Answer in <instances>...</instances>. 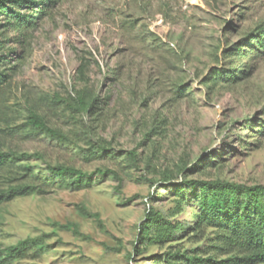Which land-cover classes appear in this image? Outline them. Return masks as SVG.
I'll return each mask as SVG.
<instances>
[{
  "label": "rangeland",
  "instance_id": "rangeland-1",
  "mask_svg": "<svg viewBox=\"0 0 264 264\" xmlns=\"http://www.w3.org/2000/svg\"><path fill=\"white\" fill-rule=\"evenodd\" d=\"M6 5L0 152L30 159L0 168V189L29 181L20 166L47 187L0 204V249L56 232L38 259L18 264H163L167 253L214 246L228 215H255L251 205L241 210L230 196L227 204L186 183L264 188V0ZM84 87L98 98L87 115L72 108ZM34 118L65 139L34 128ZM49 166L91 178L77 186ZM257 203L264 209V195ZM150 210L182 228L172 241H139ZM204 215L210 221L199 235L193 230ZM53 223L76 226L86 239Z\"/></svg>",
  "mask_w": 264,
  "mask_h": 264
},
{
  "label": "trees",
  "instance_id": "trees-1",
  "mask_svg": "<svg viewBox=\"0 0 264 264\" xmlns=\"http://www.w3.org/2000/svg\"><path fill=\"white\" fill-rule=\"evenodd\" d=\"M50 3L52 0H46ZM32 4L34 0H0V10L7 7L6 3ZM10 9V8H9ZM24 18V16L22 17ZM29 19L28 18H24ZM260 33L264 34V30ZM253 36L252 39H257ZM254 41V40H253ZM259 45L256 40L253 42ZM3 48V42L0 36V51ZM85 63H81L78 67V74L80 78H84ZM7 75L0 72V88L5 83ZM98 105V98L92 87H84L75 91V97L72 102V108L79 114H91ZM32 125L36 129L44 130L51 138L57 140H64V136L49 127H47L41 120L32 119ZM133 156V153H129ZM30 159L27 154H18L15 152H0V168L7 165H17ZM22 178L30 177L26 183L18 184L7 189H0V204L9 202L13 199L32 196L46 193L47 182L38 178L34 173H31L23 166H20ZM47 170L52 175H67L75 177L77 186L82 182H89L91 174H86L73 167L67 166H49ZM98 175H105L102 170H96ZM191 188H198L204 193H210L222 199L224 203L228 202V196L232 198L231 204H235L241 210H245L248 205L255 207L256 213L253 216L245 213H232L228 215L225 220L224 228L219 232L216 238V244L209 246L207 250L198 253L196 250L181 254L179 251L165 254L163 264H264V209L258 206L257 200L264 195V188L261 186H245L235 184L228 181L214 180V181H196L192 180L186 183ZM243 194L245 202L239 201V195ZM145 224L140 228L142 236L139 241H146L147 243H164L172 241L178 231L182 228L178 225L165 223L160 214L153 211H148L145 216ZM210 221L206 215L200 220L198 219L195 225L194 232L202 234V223ZM53 228L56 231L71 232L76 236L86 239V236L81 234L76 226L70 224L53 223ZM155 228L156 233L149 235V230ZM56 236V232L52 234H44L38 237H27L16 242L14 245L0 249V264H18L24 260H35L41 255L42 248L46 245L47 239ZM196 237V236H195ZM206 255V257L200 256ZM224 255H231L226 259H219Z\"/></svg>",
  "mask_w": 264,
  "mask_h": 264
},
{
  "label": "bare ground",
  "instance_id": "bare-ground-1",
  "mask_svg": "<svg viewBox=\"0 0 264 264\" xmlns=\"http://www.w3.org/2000/svg\"><path fill=\"white\" fill-rule=\"evenodd\" d=\"M193 2H195L196 0H192Z\"/></svg>",
  "mask_w": 264,
  "mask_h": 264
}]
</instances>
